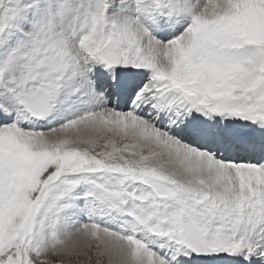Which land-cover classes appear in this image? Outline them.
<instances>
[{
	"label": "snow or ice",
	"instance_id": "obj_1",
	"mask_svg": "<svg viewBox=\"0 0 264 264\" xmlns=\"http://www.w3.org/2000/svg\"><path fill=\"white\" fill-rule=\"evenodd\" d=\"M0 264H264V0H0Z\"/></svg>",
	"mask_w": 264,
	"mask_h": 264
}]
</instances>
